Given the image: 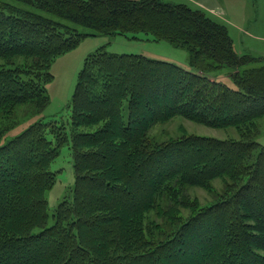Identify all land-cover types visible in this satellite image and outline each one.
<instances>
[{
  "label": "trees",
  "instance_id": "16d2710c",
  "mask_svg": "<svg viewBox=\"0 0 264 264\" xmlns=\"http://www.w3.org/2000/svg\"><path fill=\"white\" fill-rule=\"evenodd\" d=\"M139 32L185 46L194 70L103 46L89 53L69 132L37 120L0 146V264H264V143L254 140L264 64L237 54L227 27L201 9L162 0H0V119L21 104L46 106L51 61L85 35ZM224 65L236 87L206 74ZM175 117L234 127L238 138H150L152 126ZM67 139L72 197L46 226L50 163ZM218 177L223 187L209 204L188 194L212 191Z\"/></svg>",
  "mask_w": 264,
  "mask_h": 264
},
{
  "label": "rangeland",
  "instance_id": "374dc122",
  "mask_svg": "<svg viewBox=\"0 0 264 264\" xmlns=\"http://www.w3.org/2000/svg\"><path fill=\"white\" fill-rule=\"evenodd\" d=\"M170 3H183L191 8L201 9L205 14L218 23L227 27L232 39L233 49L237 54H250L262 57L250 65L264 64V0H162ZM31 10L46 16L48 13L27 6ZM80 31L91 32L83 26H77ZM87 34L74 47L57 55L50 63L49 72L51 80L45 83L48 103L41 110L32 109L28 105H19L9 116L0 119V146L9 139L19 134L29 124L41 120L47 122L56 120L64 124L69 132L70 127V100L75 88L78 72L84 58L97 48L103 46L111 53L141 54L149 58L159 59L174 63L187 70H194L189 64L188 51L185 46L174 45L167 40H155L149 33L139 32L134 34ZM204 65V64H203ZM242 69V68H241ZM202 73L201 71H198ZM231 68L224 65L221 68L206 73L209 78L236 87L230 76ZM124 120L127 119L126 108L123 107ZM14 122V123H13ZM13 123V124H12ZM12 124V125H11ZM258 133L254 140L259 144L264 143V116L256 120ZM11 125V127H9ZM7 127H9L7 129ZM181 132L195 133L218 138H238L234 127L212 128L190 120L175 117L167 122L155 124L149 129V136L153 140L162 141L170 136H178ZM51 138V135L47 133ZM258 148L255 150L256 153ZM50 170L55 173L52 186L45 191L47 200L46 226L53 224V212L62 198L67 195L72 197L74 184L73 157L70 149V140L62 144L58 154L50 163ZM230 181L229 177H226ZM223 180L218 177L212 181V191L201 187H191L187 190L191 197H197L202 204H209L216 191H221ZM186 210H182V215ZM41 227L33 228L37 232Z\"/></svg>",
  "mask_w": 264,
  "mask_h": 264
}]
</instances>
